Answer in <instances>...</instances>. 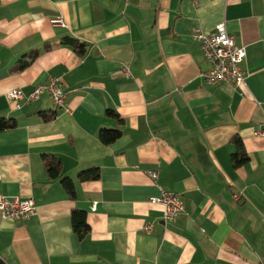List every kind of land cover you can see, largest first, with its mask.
I'll return each instance as SVG.
<instances>
[{
  "label": "crops",
  "instance_id": "0c3cea01",
  "mask_svg": "<svg viewBox=\"0 0 264 264\" xmlns=\"http://www.w3.org/2000/svg\"><path fill=\"white\" fill-rule=\"evenodd\" d=\"M221 23L246 48L243 88L203 76L210 67L192 35ZM51 78L64 109L49 93L27 100ZM3 118L17 126L0 133V196L33 198L37 211L0 215L1 264H264V0H0ZM102 130L121 136L104 144ZM235 137L249 157L238 169ZM47 156L62 160L60 178L48 177ZM95 168L98 179H79ZM163 191L185 201L175 220L150 203ZM74 210L86 212L84 236Z\"/></svg>",
  "mask_w": 264,
  "mask_h": 264
},
{
  "label": "built area",
  "instance_id": "2783aa9c",
  "mask_svg": "<svg viewBox=\"0 0 264 264\" xmlns=\"http://www.w3.org/2000/svg\"><path fill=\"white\" fill-rule=\"evenodd\" d=\"M55 24L65 26L62 18L55 21ZM193 39L200 43L203 56L210 69L203 76L208 85L229 84L234 88H243L245 86L248 74L244 71V64L247 51L245 47H240L235 43L231 34L227 31L226 24H219L215 31L211 34H206L200 29H196L192 35ZM130 77L131 74L126 71ZM58 78H51L44 85H40L27 98L29 102L40 98L44 93H49L57 109L66 107V94L60 87ZM24 94L20 90H14L9 93V98L15 101L20 109V100ZM264 136V132L260 133ZM152 179L157 178L156 173H151ZM237 200L238 195L234 196ZM150 203L162 205L164 208V219L175 220L180 214L185 212V201L182 197L163 191L159 197L150 199ZM37 206L33 198L21 199L14 198L10 200L6 196H0V215L2 219H14L16 221L29 220L36 214ZM144 229L152 232V225L147 224Z\"/></svg>",
  "mask_w": 264,
  "mask_h": 264
},
{
  "label": "trees",
  "instance_id": "16d2710c",
  "mask_svg": "<svg viewBox=\"0 0 264 264\" xmlns=\"http://www.w3.org/2000/svg\"><path fill=\"white\" fill-rule=\"evenodd\" d=\"M64 43L72 47L74 51L81 57H83L88 50V45L85 42H79L72 38L64 39L63 44ZM39 55H40V51L32 52L31 55L29 56V59L28 60L22 59L14 67L13 71L17 72V71L25 70ZM54 116L55 114L52 116H43V119L50 120ZM108 117L122 124V119L113 110L108 111ZM16 126H17V123L14 119H5V118L0 119V133L11 130V129H15ZM120 136H121V131L119 130H102V132L100 133V139L104 144H111L115 142L117 139H119ZM232 143L237 148L236 152L232 155V165L234 169H238L248 162L249 157L243 147L242 140L239 137L233 138ZM44 167L50 179L60 178L61 173L63 171V163L61 159L57 157L47 156L44 158ZM98 178H99V170L97 168L89 170L87 172H82L79 175V179L82 181L88 180V179L96 180ZM62 185L65 191L71 197L74 198L75 197V186L73 182L69 178H66L62 180ZM72 222H73L74 232H76L80 236H84L88 232L89 226L86 222V212L74 210L72 213Z\"/></svg>",
  "mask_w": 264,
  "mask_h": 264
}]
</instances>
